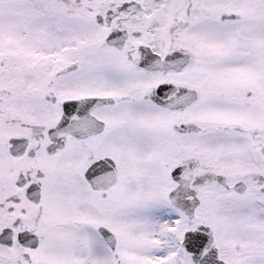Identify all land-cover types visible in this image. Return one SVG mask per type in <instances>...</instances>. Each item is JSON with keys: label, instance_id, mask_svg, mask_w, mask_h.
Returning <instances> with one entry per match:
<instances>
[{"label": "snow or ice", "instance_id": "1", "mask_svg": "<svg viewBox=\"0 0 264 264\" xmlns=\"http://www.w3.org/2000/svg\"><path fill=\"white\" fill-rule=\"evenodd\" d=\"M0 264H264V0H0Z\"/></svg>", "mask_w": 264, "mask_h": 264}]
</instances>
